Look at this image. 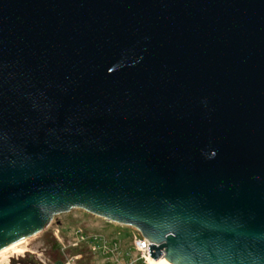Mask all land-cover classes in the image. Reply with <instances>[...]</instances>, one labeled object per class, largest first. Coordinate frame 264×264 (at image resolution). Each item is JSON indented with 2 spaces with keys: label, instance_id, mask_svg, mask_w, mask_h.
Returning <instances> with one entry per match:
<instances>
[{
  "label": "water",
  "instance_id": "water-1",
  "mask_svg": "<svg viewBox=\"0 0 264 264\" xmlns=\"http://www.w3.org/2000/svg\"><path fill=\"white\" fill-rule=\"evenodd\" d=\"M73 210L264 264V0H0V253Z\"/></svg>",
  "mask_w": 264,
  "mask_h": 264
},
{
  "label": "rangeland",
  "instance_id": "rangeland-1",
  "mask_svg": "<svg viewBox=\"0 0 264 264\" xmlns=\"http://www.w3.org/2000/svg\"><path fill=\"white\" fill-rule=\"evenodd\" d=\"M80 234L88 238L96 236L102 240L95 241L98 243L95 251L91 250L90 245L81 249L83 243L74 246L80 240ZM139 237L141 234L132 227L118 226L85 212L73 210L49 229L25 240L16 247L17 249L0 255V264H58L54 261L58 258L64 259L62 264H126V253H129L132 259L138 257L133 242ZM53 240L59 247L57 256H53L49 250ZM104 242L108 249H114L116 253L110 249V253L101 252ZM86 252L90 255H85ZM85 259L87 261L82 262ZM135 264L143 263L136 261Z\"/></svg>",
  "mask_w": 264,
  "mask_h": 264
},
{
  "label": "built area",
  "instance_id": "built-area-1",
  "mask_svg": "<svg viewBox=\"0 0 264 264\" xmlns=\"http://www.w3.org/2000/svg\"><path fill=\"white\" fill-rule=\"evenodd\" d=\"M101 240H102V238H99L96 236L88 238V237H85L82 234H80V240L77 241V243H75L74 246L77 244L85 242L91 246L92 251H95L96 250L95 249L96 244H98L95 241L101 242ZM93 244H94V247H92ZM133 247H134L135 251L138 253V257L135 259H132V257H130V254L126 253L125 256H128V260L126 261V264H135L136 261H140L143 264H146L147 256H149V243L141 236L139 238L134 239ZM109 249L104 242L102 245V248H101V252L104 251V253H110L109 251L112 250L113 253H116L114 249H110V250Z\"/></svg>",
  "mask_w": 264,
  "mask_h": 264
},
{
  "label": "bare ground",
  "instance_id": "bare-ground-1",
  "mask_svg": "<svg viewBox=\"0 0 264 264\" xmlns=\"http://www.w3.org/2000/svg\"><path fill=\"white\" fill-rule=\"evenodd\" d=\"M133 229H134V228H133ZM135 230H136V229H135ZM24 241H25V240H24ZM24 241L18 243L17 245L11 247L10 249H8V250H6V251L0 253V255L4 254V253H6V252H9V251H11V250H13V249H15L17 246H19L20 244H22ZM16 249H17V248H16ZM148 262H149V264H170V262H168L163 256H160V257H158L157 259H153V258H151L150 255H149V256H147L146 264H148Z\"/></svg>",
  "mask_w": 264,
  "mask_h": 264
},
{
  "label": "trees",
  "instance_id": "trees-1",
  "mask_svg": "<svg viewBox=\"0 0 264 264\" xmlns=\"http://www.w3.org/2000/svg\"><path fill=\"white\" fill-rule=\"evenodd\" d=\"M84 245L83 246H80L81 247V249H83L84 247H88V244L87 243H83ZM50 253H52L53 254V256L55 255V256H57V255H59L58 253V251H59V247H58V244H57V242L55 241V240H53L52 241V243H51V245H50ZM54 251H55V253L56 254H54ZM88 254L90 255V253L88 252ZM87 254V252L85 253V255H88ZM87 258V257H86ZM54 261L56 262V263H58V264H62L63 262H64V259H61V258H58V259H54ZM84 261H87V259H85V260H83L82 262H84ZM33 263V262H32ZM85 263V262H84Z\"/></svg>",
  "mask_w": 264,
  "mask_h": 264
}]
</instances>
